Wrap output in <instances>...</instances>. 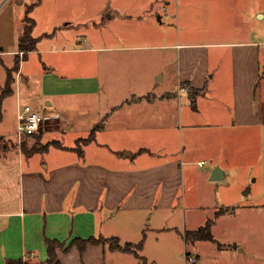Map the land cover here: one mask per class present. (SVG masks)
Returning a JSON list of instances; mask_svg holds the SVG:
<instances>
[{
    "label": "crops",
    "instance_id": "obj_1",
    "mask_svg": "<svg viewBox=\"0 0 264 264\" xmlns=\"http://www.w3.org/2000/svg\"><path fill=\"white\" fill-rule=\"evenodd\" d=\"M45 1L49 4L6 0L0 6V108L8 116L5 120L2 112L0 138L15 143L0 156V264L8 259L47 264V239L67 243V251L57 250L61 264H127L137 255L110 244H90L84 252L71 244L116 237L122 245H138L146 240L154 211L168 212L188 180L198 185L193 192L198 212H205L200 206L205 202L228 204L219 191L234 165L245 162L250 137L264 126V96L258 98L264 42L253 31L225 42H159L163 22L152 0H101L102 21L96 24L90 14L75 23L55 1H69L73 12L75 4L97 0ZM46 4L53 6L52 16L40 26L32 13ZM257 16L264 19L261 12ZM27 17L35 21L38 43L24 57L19 41ZM18 56L12 94L4 99ZM181 84L189 91L180 93ZM27 106L46 115L36 134L42 152L28 154L18 145L19 113ZM185 115L207 121L204 128L198 123L190 128L204 133L205 153L155 162L160 146L176 139L170 134L180 131ZM10 117L15 127L8 131ZM67 134L74 135L77 148L66 142ZM217 167L224 178L213 180ZM206 210L212 217L202 218L200 226L219 209ZM214 244L220 253L227 249L219 240ZM235 248L246 250L237 242Z\"/></svg>",
    "mask_w": 264,
    "mask_h": 264
},
{
    "label": "rangeland",
    "instance_id": "obj_2",
    "mask_svg": "<svg viewBox=\"0 0 264 264\" xmlns=\"http://www.w3.org/2000/svg\"><path fill=\"white\" fill-rule=\"evenodd\" d=\"M5 1L0 0V6ZM152 1H154V10L162 16L163 23L161 29L159 28L160 35L157 40L159 42L167 39L177 44L179 38L183 41L225 42L226 40H240L251 35L252 31L255 32L257 39L264 42V19H259L257 16V12L264 14V0ZM68 2L66 5H58L55 1V4L58 9H62V14L70 16L75 23L78 21V17L86 18L89 17V14L95 24L102 21V15L98 12L101 0L90 5L75 4L73 12H70L69 7L72 5L68 6ZM44 3L48 2L44 0ZM149 7L151 8V6ZM142 8L145 7L142 6ZM52 10L53 6L46 4L40 9L35 8L32 14L35 20L39 19L41 26L45 20L50 21ZM84 11L85 13L82 14ZM2 14L1 11V17ZM36 32L40 33L39 30ZM30 66L33 64L31 63ZM263 96L264 88L260 87L258 88V98L261 99ZM7 97L4 95L2 98ZM2 102L0 96V104ZM2 112L6 120L8 116L5 108H0L1 115ZM185 117L181 121L180 131L177 128L170 134L171 136L176 135V139L169 140L167 144L160 146L162 151L154 158L155 162L167 161L173 156H177V158L182 156L181 158L184 160L187 158L184 157V154L192 151H196L197 155L205 153L203 147L207 140L204 133L197 131L193 134L190 128L192 124L197 123L200 128H204L207 121H203L199 117L188 115ZM3 121L1 120L0 123ZM13 126L15 127V120L10 117L5 129L11 131ZM17 131L16 129V133ZM37 136L18 138V145L21 148L26 145L28 152L29 150L42 152L44 144L40 139H37ZM48 136V140L53 138ZM71 136L74 137L73 134H67L66 142L70 143L73 148H77L78 144L71 142ZM57 137L55 135L56 139ZM234 138H229V141ZM3 139L5 138H0V150H3L6 144L10 145L8 143L10 140L5 139L4 141H7L5 144ZM12 145L14 144L12 143ZM50 145L53 146V143ZM244 161V163L234 165L231 169L232 178L227 180L219 191L228 204L213 205L205 202L200 205L205 208V212H198L195 209L197 204L193 200V192L198 186L197 183L185 181L179 189V198L169 208V211L158 214L155 210L154 220L151 223L149 220L147 221L149 226L146 229L147 237L144 249L140 250V257H131V262L128 259L127 264H188L186 254L187 252L190 255L194 254L191 252L192 250L201 256L196 264H221V260H223V264H233V261L235 264H245L243 262L245 259L250 262L249 264H264V126L261 128L259 136L256 134L250 137ZM201 184L204 182L202 181ZM248 191H250L249 194H247ZM184 197L185 202H183ZM222 208L229 215L225 219L217 221L214 236L219 242L226 244L227 249H224L223 253H220L218 245L213 242L201 241L194 245L185 239L187 231L196 230L200 226L202 218L209 216V211L206 209L218 210ZM157 218L160 220L159 222ZM159 228L162 230L158 231ZM236 242L246 250L240 253V248H235Z\"/></svg>",
    "mask_w": 264,
    "mask_h": 264
},
{
    "label": "trees",
    "instance_id": "obj_3",
    "mask_svg": "<svg viewBox=\"0 0 264 264\" xmlns=\"http://www.w3.org/2000/svg\"><path fill=\"white\" fill-rule=\"evenodd\" d=\"M35 25V21L30 18L27 17L26 20V24L24 27V32L20 37V41H19V45H20V50L24 53V57H26V55L31 52L36 50L37 48V43H38V39L34 37L33 35V28ZM2 50V47H0V51ZM17 63L15 65L14 68H12L10 71H8V83H7V89L5 90V95H11L12 94V84L14 83V76H13V72H16L20 69V65H21V60L19 58V56L16 59ZM1 114H0V121H1ZM33 137V135H31ZM36 136V135H34ZM89 138L87 140H84L83 142H88L90 141ZM5 139H3L4 141ZM5 144L7 141H4ZM8 143H10V145L6 144V147L3 148V150H0V156L3 154V152L8 151L10 149H12L15 145V143H13V141H9ZM12 143L14 145H12ZM49 146V145H48ZM22 150L29 153H33L36 152L34 150H27L26 145L22 147ZM225 214V210L219 209L218 211L215 212V215L213 218L208 219L205 221V223L203 225H201L198 229L196 230H190L187 231L185 233V239H187L188 241H191L192 243H197V242H201V241H208V242H213L216 243L218 242L217 238L214 237L213 234V229L214 226L216 225V221L219 217H221L222 215ZM144 240H142V242H140L138 245H134L132 243H126L124 245L121 244V241H119V239H117L116 237H111L109 239H105L103 237H93L91 239H78V240H74L71 244V246L76 245L80 248L81 252H84L86 250V248L88 247V245L90 244H110V247L113 250H117L120 252H130V253H134L138 256V252L140 251V249L143 248L144 246ZM47 244H48V261L47 264H61L60 259L58 258V254H57V250L58 249H65L66 251L69 249L67 243H61L59 241L56 240H51V239H47ZM189 254V253H187ZM6 264H32L29 261H26L24 259H17V260H10L8 259L6 261ZM35 264V263H33Z\"/></svg>",
    "mask_w": 264,
    "mask_h": 264
},
{
    "label": "built area",
    "instance_id": "obj_4",
    "mask_svg": "<svg viewBox=\"0 0 264 264\" xmlns=\"http://www.w3.org/2000/svg\"><path fill=\"white\" fill-rule=\"evenodd\" d=\"M21 54H23V52ZM186 91H189V88L181 84L180 93ZM19 122L17 135L22 139L23 137H29L40 133L47 121L44 112L35 111L31 106H27L19 113ZM200 165L204 167L206 162L202 161ZM186 255L188 264H196L198 262L197 256L193 254Z\"/></svg>",
    "mask_w": 264,
    "mask_h": 264
},
{
    "label": "water",
    "instance_id": "obj_5",
    "mask_svg": "<svg viewBox=\"0 0 264 264\" xmlns=\"http://www.w3.org/2000/svg\"><path fill=\"white\" fill-rule=\"evenodd\" d=\"M212 178H213V180L214 179L215 180H220V179L224 178L221 168L217 167V168L214 169V172L212 174Z\"/></svg>",
    "mask_w": 264,
    "mask_h": 264
}]
</instances>
